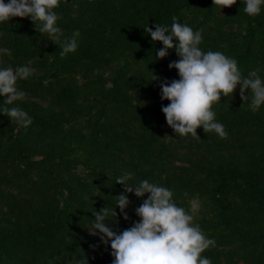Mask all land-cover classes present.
Listing matches in <instances>:
<instances>
[{
    "label": "trees",
    "instance_id": "obj_1",
    "mask_svg": "<svg viewBox=\"0 0 264 264\" xmlns=\"http://www.w3.org/2000/svg\"><path fill=\"white\" fill-rule=\"evenodd\" d=\"M54 11L57 45L30 17L0 24V68L36 69L18 80L25 100L5 105L0 95V264H113L111 242L89 230L93 213L114 209L121 194L129 219L117 207L105 223L120 234L140 221L136 209L150 194L125 193L116 183L125 173L194 209L216 241L202 253L211 264H264V105L251 111L238 86L213 106L227 139L202 127L200 138L178 136L162 111L170 101L161 83L180 79L169 68L180 57L170 49L158 59L164 45L144 30L170 29L175 16L201 31L202 51L234 58L242 77L259 69L264 80V7L249 16L243 0L223 10L213 0H60ZM77 31V50L62 57ZM13 106L33 123H12L2 110Z\"/></svg>",
    "mask_w": 264,
    "mask_h": 264
},
{
    "label": "clouds",
    "instance_id": "obj_2",
    "mask_svg": "<svg viewBox=\"0 0 264 264\" xmlns=\"http://www.w3.org/2000/svg\"><path fill=\"white\" fill-rule=\"evenodd\" d=\"M244 12L249 16H257L264 7V0H243ZM237 0H213L214 6L230 8ZM60 0H0V24L9 22L12 18H31L40 34H47L49 40L56 45L61 41L63 32L57 26L59 19L54 9L58 8ZM173 16L170 29L156 24L155 30L145 27L146 34L153 42H161L164 47L156 55L163 59L170 49H175L180 57L178 61L169 64L170 69H177L180 79L170 83H161L163 100L170 103L162 107L167 124L178 136L197 135V129L203 128L205 133H216L221 139H227L228 133L222 123L217 122L213 106L222 97L233 95L240 86V96L244 102L251 98L250 109L256 112L264 105V80L258 75L259 69L251 71L247 77H242L238 63L218 51L201 50V31H194L186 24L177 22ZM75 32L71 39L65 38L62 43L61 56L74 53L78 48ZM178 41V43H175ZM11 55L8 49L2 50ZM36 73V69L25 65L13 69L11 66L0 68V95L5 97V105H14L17 101L26 99V93L17 87L18 80H27ZM156 77L155 80H159ZM251 95H245L248 90ZM3 113L13 122L27 128L33 123L26 111L18 106L5 107ZM131 173H125L117 178L116 183L124 185L125 193H135L145 199L136 209L141 218L139 222L122 233L117 234L105 223L111 214L117 216L116 208L129 217L126 209L131 203L127 194L116 198L114 209L107 207L93 215L91 234H100V240L108 245L111 242L113 264H211V260L202 253L210 247H215L216 241L208 238L199 224L195 223L194 209L192 212L177 206L173 193L166 187L150 183L147 179L138 184H130Z\"/></svg>",
    "mask_w": 264,
    "mask_h": 264
}]
</instances>
